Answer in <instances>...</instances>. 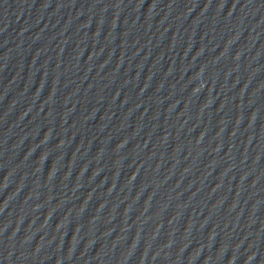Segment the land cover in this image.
Returning <instances> with one entry per match:
<instances>
[{
  "label": "water",
  "instance_id": "water-1",
  "mask_svg": "<svg viewBox=\"0 0 264 264\" xmlns=\"http://www.w3.org/2000/svg\"><path fill=\"white\" fill-rule=\"evenodd\" d=\"M0 264H264V0H0Z\"/></svg>",
  "mask_w": 264,
  "mask_h": 264
}]
</instances>
